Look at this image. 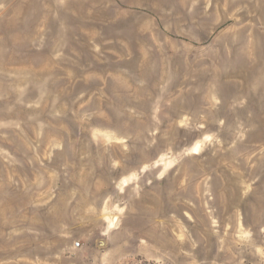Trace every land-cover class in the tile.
Masks as SVG:
<instances>
[{
  "label": "rangeland",
  "instance_id": "374dc122",
  "mask_svg": "<svg viewBox=\"0 0 264 264\" xmlns=\"http://www.w3.org/2000/svg\"><path fill=\"white\" fill-rule=\"evenodd\" d=\"M0 264H264V0H0Z\"/></svg>",
  "mask_w": 264,
  "mask_h": 264
},
{
  "label": "bare ground",
  "instance_id": "6f19581e",
  "mask_svg": "<svg viewBox=\"0 0 264 264\" xmlns=\"http://www.w3.org/2000/svg\"><path fill=\"white\" fill-rule=\"evenodd\" d=\"M194 149H195V147H194ZM127 181H126V179H124L123 181H122V183H126ZM115 218V217H114ZM113 217L110 219V221H109V226H108V228H110V227H112L113 226V224H114V219Z\"/></svg>",
  "mask_w": 264,
  "mask_h": 264
},
{
  "label": "built area",
  "instance_id": "2783aa9c",
  "mask_svg": "<svg viewBox=\"0 0 264 264\" xmlns=\"http://www.w3.org/2000/svg\"><path fill=\"white\" fill-rule=\"evenodd\" d=\"M76 245H78V243Z\"/></svg>",
  "mask_w": 264,
  "mask_h": 264
}]
</instances>
